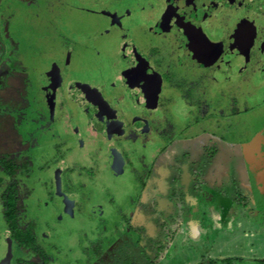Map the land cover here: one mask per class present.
<instances>
[{
  "label": "rangeland",
  "instance_id": "1",
  "mask_svg": "<svg viewBox=\"0 0 264 264\" xmlns=\"http://www.w3.org/2000/svg\"><path fill=\"white\" fill-rule=\"evenodd\" d=\"M23 2L31 11L20 14V32L0 30L6 51L0 64V154L26 164L16 180L30 178L24 186L31 210L48 201L53 206L51 196L63 192L77 203L88 193L83 210L54 205L39 212L38 233L59 258L49 263L68 264L85 258L84 247L105 248L106 236L124 230L119 204L134 189L138 155L145 154L118 141L127 134L124 114L132 113L134 128L140 129L145 127L143 111L160 115L165 76L186 88L197 82L194 96L202 110L225 103L229 110L251 106L253 114L263 113L264 0ZM211 82L225 99L211 96ZM171 105L178 121L187 118V103L175 99ZM250 115L254 128L263 122ZM116 148L127 158L114 173L108 155ZM5 185L0 170V260L12 248L1 197ZM208 199L186 218L173 242L176 226L169 228L161 251L167 253L158 264H229L226 259L264 264V199L254 212L234 209L223 196ZM131 245L137 258L130 256L132 263L147 264L136 240L122 237L103 257L86 264H123ZM151 245L158 252L160 244ZM69 246L76 252L70 253Z\"/></svg>",
  "mask_w": 264,
  "mask_h": 264
},
{
  "label": "flooded vegetation",
  "instance_id": "2",
  "mask_svg": "<svg viewBox=\"0 0 264 264\" xmlns=\"http://www.w3.org/2000/svg\"><path fill=\"white\" fill-rule=\"evenodd\" d=\"M15 4H17V8L13 1L10 3V0H0V17L3 21L2 25L0 24V30L3 34L8 32L13 34V30H16L14 28L20 32L23 23L20 14L22 11L31 9V5L24 3L23 0H15ZM0 44L1 64L6 51L1 40ZM3 49L4 54L2 55ZM17 55L19 56L20 53ZM164 81L166 82L162 80L166 92L163 97H160L157 107L160 115H146L148 111H143L144 114L140 118H143L145 127L140 129L139 127L134 128L132 113L124 114V117L128 116L127 123H125L128 135L122 134L118 141L125 144L126 148H130V146L131 148H142L145 152V154L138 155V161L141 162H139L140 167L134 177V189L130 194H127V202L119 204V216L124 224V230H120V234L118 231L117 234L115 230L112 236H106V241L109 240V242L105 248L101 246L95 248V246L92 247V244L91 247H84L82 250L85 258L81 260L78 258L77 261H72L73 263H69L71 261L68 260V264H79L80 261L86 264L88 259L90 261L100 259L105 250L109 249L121 237L136 240V243L144 251L145 258H143L147 259V262L149 258L154 259L158 264L160 258L167 253L165 251V254H162L161 251L164 249L165 234L170 233L169 228L176 226L172 232L174 237L170 240L173 242L175 234L180 231L179 227L182 229L186 218L198 213L204 205L202 200L206 203V201L209 202L208 197L223 196L229 198L234 209L236 207L241 209L240 211L245 209V211L254 212L262 207L258 201L259 198L264 199V111L258 116V114H253L256 110L255 107L254 109L251 106L241 109L235 105L229 110L225 108L227 107L225 103L220 107L213 105L205 111L195 100L197 96H194L196 90L194 86L197 85V82L193 84L194 86L186 88L185 85L178 82L173 83L172 77L169 75L164 77ZM170 82H172V87L167 86ZM214 85L211 82L209 90L211 96L225 99L224 93L216 94L214 92ZM171 89L172 93H169ZM175 99L187 103L189 107L187 118L184 120L178 121V116L172 109L171 102ZM160 100L164 102L160 103ZM233 102L239 103L236 98ZM149 113L154 114L155 111ZM250 114L258 116L257 119H262L263 122L260 121V125L254 128ZM112 155L117 162L114 166L110 164ZM126 155V151H120L119 148L110 152L108 155L109 170L114 173L119 172L121 167L126 164ZM4 157L15 163L17 167L16 173L11 177L0 165V170H3L6 175V185L1 197L8 185L14 181L20 196L19 208L21 210L18 213L20 225L27 226L34 222L37 225L36 239L39 248L45 252L50 262L58 260L52 246L48 245L50 243L43 240L38 233L42 223L39 212L54 209V205L61 206L65 211L71 210L73 206L75 209L83 210L89 199L88 193L84 192L82 200L77 203L74 198L63 192L58 198L51 196L53 206L48 201L46 204L43 202L36 206L35 210H31L28 206L29 191L24 186V183H30V178L29 180L21 179V183L16 180L17 174L23 168L22 165L26 164L16 161L6 153L0 154V161ZM28 172H25L26 175L31 177ZM21 187L26 191L25 194L22 193ZM209 205L207 207L211 206ZM217 205L223 208L222 204ZM46 223L48 224V222ZM8 237L11 240L8 242L12 244L10 232L7 230V240ZM152 241H157L160 244L158 252L152 248ZM127 243L125 246L130 245L128 240ZM74 250V247L69 246L70 253ZM78 250L77 257L80 256V250ZM8 253L9 251L7 256L0 260V264H13L15 256ZM50 253L54 256H51ZM132 254L131 245L129 252L124 253V259L127 255L132 257ZM38 258V255L33 256L35 260ZM132 259L137 260L133 257Z\"/></svg>",
  "mask_w": 264,
  "mask_h": 264
},
{
  "label": "trees",
  "instance_id": "3",
  "mask_svg": "<svg viewBox=\"0 0 264 264\" xmlns=\"http://www.w3.org/2000/svg\"><path fill=\"white\" fill-rule=\"evenodd\" d=\"M0 165L11 177L16 173L17 165L11 160L3 158ZM19 189L17 184L12 181L2 194L3 214L10 238L12 239V248L9 251L15 256L13 264H50L45 252L38 246L36 239L37 225L34 222L21 226L19 223ZM38 255L37 260L33 259L34 255ZM47 254V253H46ZM45 255V256H44ZM226 263L231 264V260L226 259ZM123 264H133L130 255H127ZM147 264H157L154 259H148Z\"/></svg>",
  "mask_w": 264,
  "mask_h": 264
},
{
  "label": "water",
  "instance_id": "4",
  "mask_svg": "<svg viewBox=\"0 0 264 264\" xmlns=\"http://www.w3.org/2000/svg\"><path fill=\"white\" fill-rule=\"evenodd\" d=\"M114 155H112V159L110 160V164L112 165V166H114L117 162H116V160H114ZM8 254H11V252L9 251V253ZM11 256H12V254H11ZM10 260H11V258H10Z\"/></svg>",
  "mask_w": 264,
  "mask_h": 264
}]
</instances>
